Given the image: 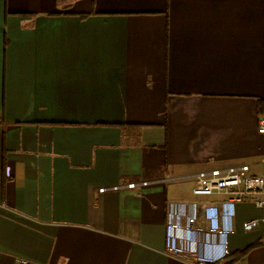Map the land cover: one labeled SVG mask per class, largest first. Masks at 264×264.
Here are the masks:
<instances>
[{"label": "crops", "instance_id": "1", "mask_svg": "<svg viewBox=\"0 0 264 264\" xmlns=\"http://www.w3.org/2000/svg\"><path fill=\"white\" fill-rule=\"evenodd\" d=\"M263 100L264 0H0V264H264L249 201L166 245L198 174L264 175Z\"/></svg>", "mask_w": 264, "mask_h": 264}, {"label": "built area", "instance_id": "2", "mask_svg": "<svg viewBox=\"0 0 264 264\" xmlns=\"http://www.w3.org/2000/svg\"><path fill=\"white\" fill-rule=\"evenodd\" d=\"M257 132L263 138L262 161L264 162V100L258 119ZM6 176H10L9 168H5ZM195 197H210L222 195L226 200L222 206L216 205L201 208L196 200L169 201L166 214L167 248L170 251L180 252L174 244L173 234L182 231L190 241L198 243L206 236L218 237L222 241L223 255L228 253L227 235L233 231L231 218L235 203L242 201L252 202L256 207L264 206V175L250 172L249 166L239 165L212 173H200L195 177L191 188ZM201 221H204L202 223ZM260 219L253 218L242 223L245 230H251L260 224ZM202 259H200V262ZM24 263V261H21Z\"/></svg>", "mask_w": 264, "mask_h": 264}, {"label": "trees", "instance_id": "3", "mask_svg": "<svg viewBox=\"0 0 264 264\" xmlns=\"http://www.w3.org/2000/svg\"><path fill=\"white\" fill-rule=\"evenodd\" d=\"M244 253H245V251L241 252L240 255H242V254H244ZM214 264H215V263H214ZM225 264H231V263H225Z\"/></svg>", "mask_w": 264, "mask_h": 264}]
</instances>
